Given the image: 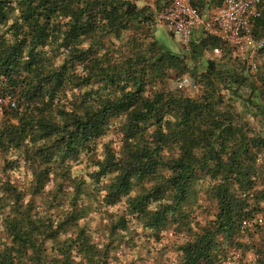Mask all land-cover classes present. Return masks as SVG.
<instances>
[{
    "label": "trees",
    "instance_id": "obj_1",
    "mask_svg": "<svg viewBox=\"0 0 264 264\" xmlns=\"http://www.w3.org/2000/svg\"><path fill=\"white\" fill-rule=\"evenodd\" d=\"M220 2L191 0L200 12ZM260 6L252 20L257 40L264 39V0ZM155 16L147 5L128 0H0V153L23 149L37 162L36 193L119 119L121 151L106 148L92 172L97 181L112 174L104 199L114 204L135 183L153 181L127 198L128 207L146 228L163 229L175 216L183 218L198 172L209 176L216 212L196 230L188 227L191 235L180 250L181 264L212 263L226 241L240 243L235 238L264 203V187L256 184L264 172L259 153L252 152L264 149V61L251 77L238 49L240 56L202 32L195 40L192 34L188 57L167 49L151 36ZM126 31L132 33L124 45L128 53L99 51L111 45L104 46L106 37L119 40ZM219 46L220 60L202 62L196 96L157 88L170 72L196 75L193 61ZM148 87L153 90L147 95ZM255 115L263 129L250 135L248 119ZM0 192L12 201L0 264H42L47 240L57 244L53 264L102 261L105 253L96 252L86 236L62 238L84 210L57 222L47 217L45 224L33 218L30 205L22 210L23 192L12 183L2 182ZM75 250L85 254V263L74 258Z\"/></svg>",
    "mask_w": 264,
    "mask_h": 264
},
{
    "label": "rangeland",
    "instance_id": "obj_2",
    "mask_svg": "<svg viewBox=\"0 0 264 264\" xmlns=\"http://www.w3.org/2000/svg\"><path fill=\"white\" fill-rule=\"evenodd\" d=\"M167 1L137 0V5H147L155 10L154 24L150 28L151 36L165 48L185 54L188 57L190 46L187 48L180 46L178 39L172 37L159 19V13L163 10ZM157 4L159 8L155 9ZM200 33V31L195 33L192 40H195ZM131 34L130 31L123 32L119 40L112 36L106 37L103 41L104 46L105 44L111 45L103 50L101 47L99 51L108 50L111 53H128V49L124 45ZM83 45L88 46V42L83 43ZM230 49H232L233 54H241L243 58L247 59L248 63L261 66V62L264 61V57L258 54H251L253 55L251 57L248 52H243L245 50L236 53L234 48ZM117 55L115 54V56ZM206 59L220 60L218 55H215L209 49H205L202 59H199V62L193 61L198 69L197 74L193 76L186 73L194 84L197 83L199 74L204 70L202 62ZM77 70L80 71L81 66ZM250 72L251 77H256V72ZM178 76V74L170 72V75H167L162 84L157 85V88L175 90L174 79ZM255 80L259 81L258 78ZM195 87L197 86H187L182 89V94L196 96L198 88ZM152 90L153 88H146L145 94L148 95ZM227 101L232 103L231 100ZM234 104L238 112L243 111L240 101H235ZM243 116L247 117L245 114ZM119 121V119L113 121L105 135L96 139L89 150L81 153L77 159L70 160L66 172H59L61 173L60 176L59 174L58 176L50 174L44 188L36 193H32V187L35 182L33 171L37 170V162L31 160L23 149L9 151L5 154L0 153V184L8 181L23 192L22 210L25 206L30 205L33 218L39 217L40 221L45 224L49 221L46 219L47 217L57 222L59 219L64 218L68 212H76L78 209L84 210L83 215L75 221L73 227L62 235V238L67 236L76 237L79 234L86 236L96 252H99V254L105 253V255H101L103 256L102 261L96 264H181L180 246L191 235L188 227L196 230L212 219L216 212V202L210 199L207 193L215 180H211L209 176L198 172L196 180L192 183L189 202L183 208V218L175 216L177 220L170 222L163 229L152 230L146 228L135 214L133 215L130 212L127 198L142 192L143 188L148 187L153 181L145 184L143 182H140V184L135 183L129 196L111 204L104 199V196L107 193V185L112 174L107 175L104 179L101 178L100 181H97L92 174L97 169V162L104 158L106 148H110L114 152L121 151L122 135L119 126H117ZM248 122L250 126L248 134L250 135H256L263 129V123L256 115L254 117L250 116ZM252 152L259 153L257 164L262 167L260 172H264V149L262 152H255L253 149ZM170 153H173V151L171 150ZM256 184L258 187H264V177L262 175ZM11 203L12 201L8 196L0 192V244L9 242L10 239L4 217L10 211ZM259 208L258 211H254L249 224H244L246 230L241 232L242 236L235 238L240 243H234L233 240L226 241L220 247V251L213 258L212 263L201 262L199 264H264V203H261ZM122 223L124 227H121ZM72 255L77 261L86 262L84 253L75 250ZM28 256L31 257L33 254L29 252ZM56 256H59L56 242L47 240L44 243L42 264H53V259ZM26 264L32 263L26 261Z\"/></svg>",
    "mask_w": 264,
    "mask_h": 264
},
{
    "label": "built area",
    "instance_id": "obj_3",
    "mask_svg": "<svg viewBox=\"0 0 264 264\" xmlns=\"http://www.w3.org/2000/svg\"><path fill=\"white\" fill-rule=\"evenodd\" d=\"M261 4L262 0H221L219 5L200 12L191 0H168L159 13V19L183 46L189 45L193 32L200 31L206 36L218 38L221 45L245 50L243 52L252 57L260 55L258 52L264 46V39L257 40L252 34V20L259 16ZM212 52L220 55L221 47H214ZM260 56L264 57V51ZM249 66L252 72L257 70L255 63H249ZM174 84L178 89L195 86L187 74L176 77Z\"/></svg>",
    "mask_w": 264,
    "mask_h": 264
},
{
    "label": "clouds",
    "instance_id": "obj_4",
    "mask_svg": "<svg viewBox=\"0 0 264 264\" xmlns=\"http://www.w3.org/2000/svg\"><path fill=\"white\" fill-rule=\"evenodd\" d=\"M134 3L137 5V0H135ZM137 6H138V5H137ZM168 32H169V31H168ZM197 32H199V31H196V32H193V33L195 34V33H197ZM189 44H190V43H189ZM182 46H183V45H182ZM183 47H186V48H187V47H189V45H188V46H183Z\"/></svg>",
    "mask_w": 264,
    "mask_h": 264
}]
</instances>
